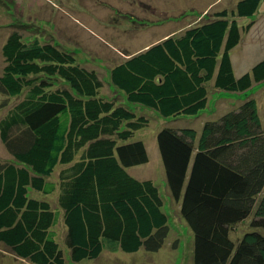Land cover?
Wrapping results in <instances>:
<instances>
[{
    "label": "trees",
    "instance_id": "obj_1",
    "mask_svg": "<svg viewBox=\"0 0 264 264\" xmlns=\"http://www.w3.org/2000/svg\"><path fill=\"white\" fill-rule=\"evenodd\" d=\"M261 1L238 0L128 55L110 69V96L74 52L10 32L0 109L21 98L0 118L12 157L0 161V244L32 264H66L64 248L74 263L105 249L158 251L170 215L158 185L127 170L149 161L134 136L150 120L134 106L195 116L211 90L264 83V58L240 76L231 59L254 24L238 18L252 17ZM252 95L200 131L167 126L156 134L170 197L193 235L192 264H264V124ZM57 188L53 202L47 196Z\"/></svg>",
    "mask_w": 264,
    "mask_h": 264
},
{
    "label": "rangeland",
    "instance_id": "obj_2",
    "mask_svg": "<svg viewBox=\"0 0 264 264\" xmlns=\"http://www.w3.org/2000/svg\"><path fill=\"white\" fill-rule=\"evenodd\" d=\"M238 0H0V74L4 66L1 47L13 30L27 39L51 41L75 53L77 61L98 72L106 96L114 95L110 69L168 33H179L186 26L212 17L215 10L233 9ZM241 25L254 20L242 34L240 43L231 50L234 73L240 76L264 58V0L252 17L238 18ZM258 104L264 124V83L246 92H217L211 90L206 108L195 116L162 117L150 108L134 106L137 113L149 118V125L138 130L134 139L144 142L149 161L129 167L128 172L138 179H152L164 197L170 215V232L163 246L155 252L140 249L124 252L105 249L95 259L74 263L64 248L66 264H192L193 235L179 214L178 205L171 199L166 186L164 169L157 147L156 134L163 127H190L200 131L204 122L213 120L236 108L249 95ZM118 98L119 95H116ZM21 97L9 98V105L0 109V118ZM3 99L0 96V100ZM0 141V161L11 160ZM58 169L52 175L57 178ZM58 188L47 196L56 202ZM38 198H41L37 194ZM56 203H54L55 205ZM57 204L55 205V207ZM62 242L64 227H55ZM244 231L249 230L243 226ZM0 264H32L16 257L0 244Z\"/></svg>",
    "mask_w": 264,
    "mask_h": 264
},
{
    "label": "crops",
    "instance_id": "obj_3",
    "mask_svg": "<svg viewBox=\"0 0 264 264\" xmlns=\"http://www.w3.org/2000/svg\"><path fill=\"white\" fill-rule=\"evenodd\" d=\"M170 34H173V33H168L167 35H164V37H166V36H168V35H170ZM164 37H162L161 39H163ZM161 39H159V40H161ZM158 40V41H159ZM157 42V41H156ZM155 43V42H154Z\"/></svg>",
    "mask_w": 264,
    "mask_h": 264
}]
</instances>
